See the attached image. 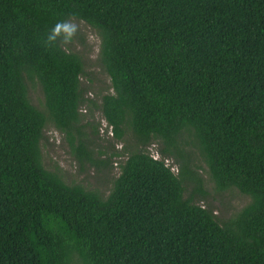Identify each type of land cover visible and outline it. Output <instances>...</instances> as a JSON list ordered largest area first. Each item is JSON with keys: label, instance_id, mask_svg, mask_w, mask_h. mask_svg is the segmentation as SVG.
<instances>
[{"label": "trees", "instance_id": "obj_1", "mask_svg": "<svg viewBox=\"0 0 264 264\" xmlns=\"http://www.w3.org/2000/svg\"><path fill=\"white\" fill-rule=\"evenodd\" d=\"M71 17L100 36L110 79L101 116L115 140L126 130L132 137L107 196L43 166L46 116L27 93L36 78L78 161L95 162L97 144L79 124L81 106L94 103L83 59L42 44ZM184 132L219 189L251 197L233 216L197 202L200 185L187 191L197 173ZM157 139L159 157L148 150ZM172 156L177 172L166 163ZM75 258L264 264V0H0V264Z\"/></svg>", "mask_w": 264, "mask_h": 264}, {"label": "rangeland", "instance_id": "obj_2", "mask_svg": "<svg viewBox=\"0 0 264 264\" xmlns=\"http://www.w3.org/2000/svg\"><path fill=\"white\" fill-rule=\"evenodd\" d=\"M76 22L80 24V31L70 49L78 52L83 59L82 85L87 89L86 96L94 100V103L90 105L81 106L79 124L82 126V130L97 144L98 150L94 152L95 162L80 163L78 161L72 139L70 140L67 133L57 127L50 118L43 90L36 78L26 80L27 93L31 103L43 111L46 116L43 138L40 141L43 166L55 171L67 183L79 184L86 189L95 190L103 196H107L114 178L119 173L120 161L132 151V137L130 131L126 130L120 141L115 140L111 127L101 116L98 108L100 95L109 88L110 79L98 60L100 36L96 29L84 21L76 20ZM159 146L160 141L157 139L149 146L148 150L155 157H159L157 152ZM182 146L188 153L192 168L197 173L196 178L187 183V191H191L197 185H200L205 191L204 195L197 194V202L212 208L221 219L233 216L250 202L251 197L239 192L236 188L222 190L217 187L191 134L184 132ZM116 151H121V155L112 156ZM166 163L171 165L174 172L178 171L180 163L176 157L168 158ZM74 264H80L77 258H75Z\"/></svg>", "mask_w": 264, "mask_h": 264}, {"label": "clouds", "instance_id": "obj_3", "mask_svg": "<svg viewBox=\"0 0 264 264\" xmlns=\"http://www.w3.org/2000/svg\"><path fill=\"white\" fill-rule=\"evenodd\" d=\"M79 31L80 24L76 22L75 17L59 20L47 32L42 44L46 49L63 47L68 51Z\"/></svg>", "mask_w": 264, "mask_h": 264}]
</instances>
